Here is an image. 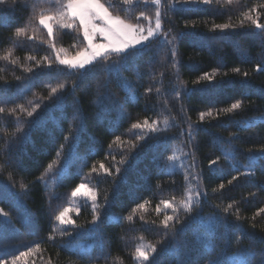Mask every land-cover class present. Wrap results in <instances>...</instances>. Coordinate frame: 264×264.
<instances>
[{
	"label": "trees",
	"instance_id": "16d2710c",
	"mask_svg": "<svg viewBox=\"0 0 264 264\" xmlns=\"http://www.w3.org/2000/svg\"><path fill=\"white\" fill-rule=\"evenodd\" d=\"M39 2L45 7L55 4V0ZM26 3L28 7H25ZM32 3L33 0H18L12 7L9 0V4L0 6V56L5 55L8 49L12 50L9 61L0 59V89L7 81L3 99L7 101L8 108L16 104L30 108V101L41 105L37 110L39 123L36 125L29 124L27 121L32 118L21 114L20 122L25 128L23 136L12 139L0 131V146L11 142L10 151H0V209L9 213L15 226L0 231V258L10 264L13 256L31 248L35 251L21 257L16 264H134L132 253L141 243L140 237H144L145 244H156L158 248L151 264H176L177 259H183L187 264L193 261L205 264L208 249L204 233L208 229L203 223L190 221L182 211L181 222L175 225L180 230L175 239L170 233L163 244L157 243L163 238L164 229L158 225L165 213L163 205H160L159 214L156 206L162 199L172 200L173 197L178 203L188 187L183 169L178 168L175 173L168 174L167 156L175 154L177 162H183L186 168L192 162L191 156L185 155L190 152L195 153V172L199 175V180L190 178V182L198 185L202 194L201 206L194 210L193 215L199 212L201 220H204L215 213L223 219L226 215L223 208L231 203L233 207L227 220L233 225L238 224L241 232L250 237H242L237 244L234 229L227 234L221 229L215 234L218 246L215 251L226 247L227 259L238 248L248 247L250 243L257 250L264 247V214L256 215L260 208H264V160L255 165L254 175H241L248 164L249 146L264 142V122L260 120L264 116V95H261L264 70L256 71L257 64H264V45L261 43L264 33H258L250 21H244V27H240L241 13L253 7L256 12L251 15L264 24V7H260L264 0H232L230 4L227 0H212L211 5L199 6H182L177 2V8L172 11L168 10L169 0H161L163 30L171 29L172 35L182 33L176 41V61L183 86L177 80L176 70L171 68L170 46L153 40L136 60V67L123 72L136 97L124 103L123 115L111 100L102 105L97 102V84L105 79L104 73L97 70L95 75L78 79L55 63V53L48 44L42 43L47 39V30L29 19ZM155 8L150 2L133 4L128 15L135 22L139 12L144 11L153 17L154 26ZM111 10L115 14H125L120 0H113ZM140 22L145 26L148 24L142 18ZM186 22L195 26L185 28ZM223 23H231L236 28L224 32L209 31L214 24ZM26 25L27 35L35 36V39H10L16 27ZM82 40V35L78 37L75 30H55L57 49H65L69 56L83 47ZM29 55L35 56L36 60H27ZM45 56L53 61L52 67L43 66L42 58ZM11 60L17 63L12 64ZM37 61L42 65L39 68L36 67ZM29 67L33 72L24 70ZM234 68H239L240 74L234 73ZM214 70L216 75L211 84H193L203 73ZM244 72L248 73L246 78L242 75ZM73 82L77 85L75 91L71 90ZM59 83H67L68 88L62 93L63 101L55 103L48 99L50 89L45 85L56 86ZM149 88L152 91L146 94ZM177 89H181L180 98L176 96ZM108 90L117 99L125 97L115 78L109 83ZM185 91L187 94H183ZM236 100L243 103L240 110L229 114L220 111ZM77 109L82 130L71 142L74 145L72 154H69L70 146H66L63 155L57 156V150L65 143L64 137L70 135ZM209 110H212V116L200 121V113ZM145 118L150 122L168 118L171 127L158 134L131 129L132 123L143 122ZM249 120L255 121L251 127L245 125ZM190 123L195 125L191 143L187 135ZM15 124L16 118L7 112L0 116V129L6 127L11 132ZM71 135H77L74 128ZM136 135L147 138L135 150L130 151L127 143L123 147L119 142L113 143L116 136H120L122 141H135ZM226 152H231L234 159L226 160ZM112 156L116 161L122 156L129 159V163L122 166L120 176H116L114 168L111 169L113 176L105 175L99 168L101 162L106 167L115 163ZM218 157L214 165L217 171H213L209 162ZM49 164L52 168L46 173ZM93 166L99 175L91 173ZM42 174L45 179L38 181L37 177ZM233 176L237 179L228 184ZM82 182L97 190L98 203L104 205L99 223L101 231L92 237L74 235L71 248H64L62 245L69 238L60 236L58 231L53 233V225L57 229L61 227L54 217L64 208L72 207L71 192ZM20 183L26 184L27 188L20 189ZM221 183L225 185L222 190L219 189ZM253 193L254 196L251 195ZM105 194L109 197L106 205ZM146 200L148 203L144 209L137 208ZM77 205L79 213H71L70 218L77 225L90 228L91 203ZM134 208L135 213L132 212ZM237 209L241 217L239 221L235 219ZM130 214L133 215L132 222L124 219ZM167 214H172L171 209ZM113 217L119 218L118 222ZM64 227L74 233L82 231L73 229L71 225ZM49 235L55 238L49 240ZM222 237L226 244L222 243ZM81 247L90 250V257H82L78 251L71 250Z\"/></svg>",
	"mask_w": 264,
	"mask_h": 264
},
{
	"label": "snow or ice",
	"instance_id": "6c2138e0",
	"mask_svg": "<svg viewBox=\"0 0 264 264\" xmlns=\"http://www.w3.org/2000/svg\"><path fill=\"white\" fill-rule=\"evenodd\" d=\"M18 0H11L10 6L15 7ZM121 4L125 7V14L122 16L120 14H115L111 9L113 8V0H55L54 5H49L45 7L43 3H40L39 0H33L31 5V16L30 21H37L40 26L47 30V39L42 40V43L48 44L52 52L55 53V63L58 66H63L68 70V75H76L78 79H83L85 76L92 74L95 75L96 71H100L105 74V79L98 82L97 84V102L99 104H104L105 101L111 100L114 105H117L120 109L121 115H123V105L124 103L134 100L135 92L131 82L127 80V77L123 76V72L128 71L130 68L136 67V60L139 56L143 55L147 50L148 43L153 40H159L161 43L170 46V54L172 57L171 68L175 69L177 72V80L181 86H183V81H179L178 69L179 65L176 61L177 51H176V41L180 38L182 33H176L172 35V30L169 29L165 32L162 28V10H161V0H120ZM151 3L155 5V14L154 21L155 26L153 27V17L147 15L144 11L139 12L135 17V22L128 15V9L131 8L133 4L138 3ZM177 2L182 6L184 5H211L212 0H169L168 10L172 11L177 8ZM230 4L232 0H227ZM9 4V0H0V6ZM25 7H28L27 3ZM260 7H264V4H261ZM256 12V8H251L248 12L241 13L243 19L240 22V27H244V21H250L251 25L258 30V33H264V24L258 22V17L254 18L251 13ZM141 18L144 21H148L147 26L141 23ZM194 24L185 23V28L194 27ZM28 25L25 27H16L12 33L11 40L15 41L22 37H27L29 40L35 39V36L27 35ZM236 25L231 23L223 24H214L209 31L224 32L226 30H234ZM56 29H68L75 30L78 37L82 35L83 40L80 43L83 44V47H79V50L75 52V55L69 56L66 53V50L63 48L57 49L54 39H55V30ZM35 31V29H33ZM264 45V39L261 41ZM73 47H78V45H73ZM64 53V55H61ZM12 50L8 49L7 53L3 56H0V59L9 61ZM112 57H116L115 60H112ZM27 60L33 61L36 60L35 56L29 55L26 57ZM45 62L43 66L52 67L53 61L49 56L42 58ZM12 64H16V60L10 61ZM101 62H103L101 64ZM100 65L99 69L97 66ZM39 61H37L36 67H41ZM26 72H33V68H25ZM264 70V64H257L256 71ZM236 74H240L239 68H234L232 70ZM216 75L214 70L212 73H203L195 81L194 85H199L201 83L211 84ZM227 75V74H225ZM245 78L248 76L247 72L242 74ZM115 78L117 84L125 92V97L120 100L113 96L109 90L108 85ZM2 79V77H0ZM17 80H20V77H16ZM7 81H5V87L0 89V116L7 114L16 118V124L13 131L9 132L6 127L0 129L3 131L5 137H11L12 139L17 138L18 136H23L25 134L24 124L20 122L21 114L26 118H32L27 122L31 125H36L39 123V120L36 119L38 116L37 110L41 108L39 103L29 102L30 108H26L23 104H16L15 106L8 108L7 101L3 99V95L6 93ZM76 82H73L72 91L76 89ZM50 89L48 99L54 101L55 103H61L64 99L62 93H64L68 85L67 83H59L56 86L45 85ZM152 91L151 88L146 89V94ZM159 93L160 89H156ZM183 94H187L185 91ZM182 95L181 89L176 90L177 98H180ZM261 95H264V91L261 92ZM243 107L241 100H236L231 103L227 108L220 110L224 114L233 113L237 110H240ZM219 115V113H218ZM206 116H212V110L208 112H201L199 115V120L204 121ZM174 119V118H173ZM261 122H264V116L260 117ZM73 121L75 122L72 128H70V135L64 137V144H61L60 148L57 150V156L63 155V150L66 146L69 147V154H72L74 145L71 144L78 136V133L82 130V121L80 119L79 111L76 110V114L73 116ZM255 123L254 120H249L245 122L247 127H251ZM162 125V126H161ZM171 127L168 118L164 120H153L149 121L147 118L143 122L137 121L131 124L132 130H139L140 132H147L150 134H158L160 132H166ZM73 128L77 135H71ZM194 124L188 125V137L189 143L194 139ZM183 130L181 135H183ZM234 135V134H233ZM147 137L136 135L135 141H122L120 136H116L113 143H120V146L123 147L125 143L130 145V151L135 150L142 141ZM112 144L109 145L111 149ZM5 149H11V142L8 141L4 146H0V151ZM248 164L245 166L246 171L241 175L252 176L254 175L255 165L258 161L264 160V145H261L260 148L253 150L249 148L248 150ZM111 155V153H109ZM186 156H191L192 162L186 168L184 167L183 162L177 164L178 157L173 154L167 156L168 161V174H173L177 169H183L185 182L188 183V187L185 189L183 198L177 203L175 197L172 200H161L160 203L156 206V212L159 214L161 212L160 205H163L164 216L163 219L159 221V227L164 229L163 238L157 243L163 244L164 238H167L171 233L173 239L180 230L175 228V225L181 222L180 212L182 211L185 216L192 222H200L206 225L208 231L204 233L205 246L208 249V258L205 261V264H264V247L257 250L253 244H249L248 247H240L235 252L232 253L230 258L225 259L226 247H221L219 252H216L215 249L218 247L215 243L216 233L223 229V233L227 234L229 232H234L235 241L237 244L240 243L242 237H248L247 233L241 232V229L238 224L233 225L227 220V215L232 209L233 204H228L227 207L223 208V212L226 214L223 219L215 213L211 214L208 218L201 220L199 212H196L193 215L194 210L201 206V192L199 191L198 185H192L191 180H199V175L195 172L196 163H195V153L190 152L186 153ZM107 158V157H106ZM225 159L230 160L234 159V156L231 152L225 153ZM112 160L115 162L110 167H106L103 162L100 163V170L107 176H113L112 168L115 169L116 176L122 174V166L129 163L127 157L122 156L119 161H116L115 156H112ZM219 160H212L209 162L210 168L216 165ZM67 160L65 161V165ZM52 168V164L48 165V168L45 170L47 173ZM217 171L216 169H212ZM91 173H98L97 168L93 166ZM45 179L44 174L37 177L38 181H43ZM237 177L233 176L231 180L228 181V184H232ZM225 185L221 183L219 189H224ZM27 188V185L20 183V189L24 190ZM217 191V189H213ZM206 197V193L204 194ZM255 195V193L251 194ZM71 197L73 199L82 197L86 202L91 203V213L92 219L89 221L91 225L90 228H84L82 225H77L74 220L69 217V212L75 210L79 213L80 208L74 206L73 208H64L57 215H55L54 220L56 223L61 226L59 229L53 225V233L59 232V235L62 237H68L69 240L67 243L62 245L64 248H71V238L74 235H86L92 237L93 234L101 231L99 227L101 219V208L104 205L98 203L97 197L98 192L95 188L89 187L86 183L78 184L71 192ZM108 195L105 194L104 201L105 205L108 202ZM144 203L137 205V208L144 209ZM219 207V205H217ZM171 209L172 214H167V210ZM133 213L136 212L134 208ZM239 209L235 216L236 221H239L241 217L239 216ZM264 214V208H260L256 215ZM112 219L118 222L119 218L113 217ZM128 222H132L133 215H128L124 217ZM143 219V216H141ZM155 223V221H153ZM66 225H71L73 229H81V232L69 231ZM15 227L12 225L10 216L8 212H5L3 209H0V231L5 227ZM255 228V224L252 225ZM183 230V228L181 229ZM54 235H49L48 239L53 240ZM199 239V237H197ZM141 243L137 244L134 252L132 253V258L134 264H151V260L154 257V254L158 252L156 244L143 242L144 237H140ZM222 243H227L223 240ZM39 245L37 244V249ZM73 251H78L81 256L88 255L90 257V250L84 247L79 249H71ZM102 250V245H101ZM35 251V249H29L28 252H21L18 256H13L11 258L10 264H16V262L23 256L30 255ZM0 264H9V261L0 258ZM51 264V262H49ZM176 264H187L183 259H177ZM192 264H198V262L193 261Z\"/></svg>",
	"mask_w": 264,
	"mask_h": 264
},
{
	"label": "rangeland",
	"instance_id": "374dc122",
	"mask_svg": "<svg viewBox=\"0 0 264 264\" xmlns=\"http://www.w3.org/2000/svg\"><path fill=\"white\" fill-rule=\"evenodd\" d=\"M154 26H155V25H154ZM154 26H153V27H154ZM261 145H264V142H262V143L252 144V145L249 146V148H251V149H253V150H256V149L260 148ZM176 163H177V164H180V162H176ZM214 167H215V166H212V169H213ZM71 200H72V202H73V205H72V207H67V208H73V209H74V206H78L77 204H79V203H83V202H86L85 199L82 198V197H78V198H75V199L72 198ZM73 212H75V210L69 212V217H70V214L73 213Z\"/></svg>",
	"mask_w": 264,
	"mask_h": 264
}]
</instances>
